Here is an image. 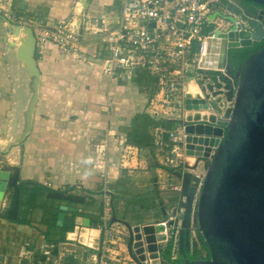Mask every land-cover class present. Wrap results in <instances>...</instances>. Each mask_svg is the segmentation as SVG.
Instances as JSON below:
<instances>
[{
	"label": "crops",
	"instance_id": "1",
	"mask_svg": "<svg viewBox=\"0 0 264 264\" xmlns=\"http://www.w3.org/2000/svg\"><path fill=\"white\" fill-rule=\"evenodd\" d=\"M79 1L0 0V170H10L17 156L13 141L19 133L21 114L28 99L24 90L23 69L9 45L5 26L7 16L13 18L8 20L12 24L28 26L33 31L39 27L51 29L60 22L74 20L76 23L77 13L74 10ZM123 1H89L83 13L78 56L62 53L52 43H47L42 53H36L40 84L31 130L22 143L19 187L21 184H27V187L20 189L17 215V220H26L29 224L5 218L3 212L8 201L1 202L0 264H97L103 240L101 217L107 204L110 222L121 226L113 218L119 220L118 217L125 213L134 198L140 200L142 205L136 210L137 218L128 217L132 228L143 225L144 230L154 226L151 222L156 218L164 220L158 203L155 206L157 201L163 202L167 218H172L175 200L171 199L178 191L169 187H179V183L173 174L167 173L155 162L152 144L156 129L169 130L182 125L180 122L187 112L183 108L180 117L164 119L176 121L174 126L161 127L156 124L161 118L152 116L147 110V103L156 92L155 78L143 69L136 70L128 78L118 77L117 74L114 79H109L104 74L103 68L109 54L104 32L97 29L114 27ZM216 29H223L220 20L204 26L202 36L207 40ZM196 47L197 44L195 50ZM139 78L142 82L140 85ZM190 84L195 87L193 91L189 88ZM196 85L195 78H190L185 87L186 95L194 96ZM140 115L153 121L151 127L143 129V134L150 143L149 153L153 163L157 165L155 167L149 163L146 150L137 148L136 169L129 173L118 166V141L122 139L126 143V134L136 127L134 123L138 125L141 122ZM162 137L167 140L165 135ZM105 138L107 198L103 194L104 178L92 162L93 144ZM149 169L155 174L150 181L145 176L137 175L146 174ZM153 178H156V186ZM148 183L150 192L146 190L142 194H132L133 187L145 190ZM34 186L84 196L86 204L76 206L53 202L46 198L45 193L38 194L31 203ZM112 200L115 202L114 209L111 207ZM60 206L74 208L75 212H66V217L87 218L90 220L89 227H56L48 233L45 224L53 220L56 209L59 213ZM92 221L96 222L93 227ZM146 234L152 236L149 231ZM124 246L125 237L120 249L123 250Z\"/></svg>",
	"mask_w": 264,
	"mask_h": 264
},
{
	"label": "water",
	"instance_id": "2",
	"mask_svg": "<svg viewBox=\"0 0 264 264\" xmlns=\"http://www.w3.org/2000/svg\"><path fill=\"white\" fill-rule=\"evenodd\" d=\"M89 1L80 0L74 10L77 13L75 29L79 35H82L83 13ZM210 19L220 20L223 29L214 30L206 40L205 54L195 71V83L201 94L185 96L187 114L180 122L188 135L185 154L196 158L195 167L203 164L206 175L193 217L192 202L199 180L182 169L173 172L180 190L171 199L175 200L171 219L167 218L163 202H158L164 217L160 223H163L164 231L169 227L176 228L179 222L173 217L182 214L177 233L178 249L183 259L181 264H264V47L251 55L238 72L229 56L232 50L250 48L264 40V0H220L219 11ZM5 22L9 45L25 75L24 90L28 97L21 114L19 133L13 141L17 156L10 170H0V206L3 200L8 201L3 216L16 221L20 202L22 143L31 130L40 72L35 59L36 38L32 28L14 25L8 20ZM210 97L232 102L233 108L226 109L222 119L213 115L201 116L200 111L207 110L208 106L216 113H222L216 101L207 102ZM221 98L215 99L220 101ZM213 148L214 156L207 164ZM153 183L156 186V178H153ZM155 191L159 198L157 187ZM66 212L74 213L75 209L60 206L56 227H89V219L66 217ZM113 221L128 230L127 252L132 261L143 264L133 252L132 227L126 221L116 218ZM191 222L208 251L207 259H186L191 243ZM165 240L166 235L159 243ZM160 256L161 263H166L165 257ZM148 257L151 264L159 263L158 254Z\"/></svg>",
	"mask_w": 264,
	"mask_h": 264
},
{
	"label": "built area",
	"instance_id": "3",
	"mask_svg": "<svg viewBox=\"0 0 264 264\" xmlns=\"http://www.w3.org/2000/svg\"><path fill=\"white\" fill-rule=\"evenodd\" d=\"M219 8L220 0H124L114 27L97 29L98 32H104L109 54L103 68L104 74L109 79H114L117 74L118 77L128 78L138 69L146 70L156 81V92L147 103L148 112L161 119L178 117L184 108L186 84L190 78L196 79L195 71L201 57L205 54L203 44L206 38L202 36V30L204 26L215 21L211 20L210 16L219 11ZM7 18L13 20L10 16ZM34 31L36 53H42L45 45L52 43L60 52L78 56L80 35L75 29L74 20L60 22L51 29L39 27ZM196 44H199L197 50L194 49ZM195 94H201L198 86ZM215 98L221 97H210L207 102L216 101L222 113L218 114L208 106L207 110L200 111V115H213L217 119H222L224 111L233 108L232 102H227L223 98L218 101ZM163 135L167 137L166 141L163 140ZM187 136L183 124L169 130L156 129L152 157L161 169H165L171 175L174 171L182 169L183 172L198 178L192 202L194 217L206 168L203 164L195 167L196 158L185 154ZM118 143V166L130 173L136 169L139 151L122 139ZM92 148L94 154L92 162L104 178L103 194L107 198L109 195L105 177L107 139L97 140ZM214 152L215 148L207 158V164L212 161ZM169 189L179 192L180 186L169 187ZM108 209L109 204L104 206L102 212L100 230L103 240L97 264H135L132 259L130 260L126 249H120L124 245L125 228L110 222L111 216ZM189 229L191 232L194 231L192 223ZM164 232L166 240L159 244L165 246L168 240L172 241L170 260L173 262L178 252L177 229L172 231L167 228ZM159 244L156 245L155 253L158 254V264H162L157 250ZM145 252L146 260L142 263L151 264L148 257L149 251L145 250Z\"/></svg>",
	"mask_w": 264,
	"mask_h": 264
},
{
	"label": "trees",
	"instance_id": "4",
	"mask_svg": "<svg viewBox=\"0 0 264 264\" xmlns=\"http://www.w3.org/2000/svg\"><path fill=\"white\" fill-rule=\"evenodd\" d=\"M264 47V40L258 43H255L252 47L250 48H240V49H235L232 50L229 54L230 56V62L232 65H234L236 72H238L241 69L242 64L253 54L259 52L262 48ZM197 49H199V44L196 47ZM196 49V50H197ZM141 79L139 78V82L138 84L140 85ZM140 119L141 122L137 125V123H134V125L136 127H134L130 132H128L126 134V143L131 144L133 146H135L136 148H138L139 150H146V156L148 158L149 163L151 164L153 162V159L151 157V154L149 153V149H150V143L148 142L147 138L144 136L143 134V129L145 128H149L152 126L153 121L149 120L148 118H146V116L144 115H140ZM175 123H177L176 121H172V120H164V119H160L157 120L156 124L164 127V128H170L172 126L175 125ZM156 163L153 164L152 166L156 167ZM27 187V184H21L20 185V189L24 190ZM41 193H45L46 198L48 200H51L53 202H65L67 204H72V205H85V197L81 196V195H71V194H65L59 191H53V190H48V189H44L38 186H34V189L32 191V194L30 195V202L33 203L36 199V196L38 194ZM142 205L141 201L138 199L134 200L132 199L130 201L129 207L128 209H126L125 213H123V215H121L120 217H118L119 220L121 221H126L129 223L130 226L131 225V221H129L128 217L130 218H137L136 217V210ZM111 207L112 209H114L115 207V202L114 200H112L111 202ZM56 214L53 218V220L49 223H46V227H47V232H51L52 230L57 229L56 228V217H57V209L55 210ZM163 219L160 218H156L154 221L151 222V224H158L160 222H162ZM18 223H22V224H29L28 221L26 220H22V219H18L17 221ZM92 227L96 225L95 221L91 222ZM62 231H65L62 229ZM172 247V241L168 240V242L166 243L164 249L161 251V255L165 257L166 261H170V250ZM204 249L206 250V247L204 246Z\"/></svg>",
	"mask_w": 264,
	"mask_h": 264
},
{
	"label": "bare ground",
	"instance_id": "5",
	"mask_svg": "<svg viewBox=\"0 0 264 264\" xmlns=\"http://www.w3.org/2000/svg\"><path fill=\"white\" fill-rule=\"evenodd\" d=\"M205 46V50H204ZM203 51H206V42L203 44ZM190 90L193 91L195 89L193 84H190ZM205 114H201L203 116ZM151 232H149L152 236H147L145 229V233L142 234L139 226H134L132 228L133 231V252L136 255V257L141 261L144 262L146 260V252H145V246L146 245L149 249V255L151 257H154L156 254V244L159 242H162L165 236L164 232V225L163 223L155 224L154 226H149ZM145 237L146 241L144 243L143 238Z\"/></svg>",
	"mask_w": 264,
	"mask_h": 264
},
{
	"label": "flooded vegetation",
	"instance_id": "6",
	"mask_svg": "<svg viewBox=\"0 0 264 264\" xmlns=\"http://www.w3.org/2000/svg\"><path fill=\"white\" fill-rule=\"evenodd\" d=\"M179 214V212L177 213ZM181 217H177V221L180 222L182 220V214L180 215ZM192 223V222H191ZM169 230L175 231V229H177V233L180 230V223L179 225H177L176 228H168ZM190 235H191V243H190V247H189V251L186 253V259H189L191 261L193 260H198V259H204V258H208V251L207 249H204L203 243L200 241L199 239V233L196 232L195 230L193 232L190 231ZM183 261V259L181 258V255L179 253V249L177 252V257L173 262L170 263H164V264H181V262Z\"/></svg>",
	"mask_w": 264,
	"mask_h": 264
},
{
	"label": "rangeland",
	"instance_id": "7",
	"mask_svg": "<svg viewBox=\"0 0 264 264\" xmlns=\"http://www.w3.org/2000/svg\"><path fill=\"white\" fill-rule=\"evenodd\" d=\"M142 157H144V153L142 152ZM154 163L152 162L151 163V165H153ZM138 176H145L147 179L146 180H151V178L153 177V176H155V174L153 175V173H151V171H150V169H149V171L146 173V174H137ZM131 178V177H130ZM148 182V181H147ZM146 190H148V192H150L151 191V188H150V183H148V186H147V189H145L144 190V188H137V187H133L132 189H131V192H132V194H134V193H138V194H142V193H145L146 192ZM157 203H158V201L155 203V206H157ZM167 209H168V211H169V208L168 207H166ZM180 217V214L178 215V218ZM125 228V227H124ZM167 229V228H166ZM140 230H141V232H142V234H144L145 233V229L143 230V225H141L140 226ZM146 230L147 231H149V232H151V230L150 229H147L146 228ZM125 246L123 247V250H125L126 249V252H127V240H128V230L125 228ZM168 234H169V232H168ZM143 241H144V243H145V241H146V239H145V237L143 238ZM145 246V250L146 251H149V249L147 248V246L146 245H144ZM157 250L159 251V253L161 252L160 251V248H159V245H158V247H157ZM128 253V252H127ZM123 255H125L126 256V254L125 253H123ZM129 256V255H128ZM127 257V256H126ZM130 258V257H129ZM130 260H131V258H130Z\"/></svg>",
	"mask_w": 264,
	"mask_h": 264
}]
</instances>
